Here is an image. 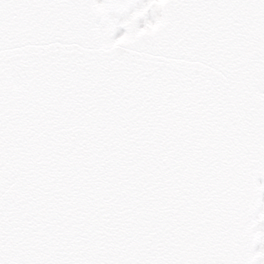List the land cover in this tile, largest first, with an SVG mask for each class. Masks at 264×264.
Here are the masks:
<instances>
[{
	"label": "snow or ice",
	"instance_id": "6c2138e0",
	"mask_svg": "<svg viewBox=\"0 0 264 264\" xmlns=\"http://www.w3.org/2000/svg\"><path fill=\"white\" fill-rule=\"evenodd\" d=\"M264 0H0V264H264Z\"/></svg>",
	"mask_w": 264,
	"mask_h": 264
},
{
	"label": "flooded vegetation",
	"instance_id": "af4514ba",
	"mask_svg": "<svg viewBox=\"0 0 264 264\" xmlns=\"http://www.w3.org/2000/svg\"><path fill=\"white\" fill-rule=\"evenodd\" d=\"M264 208V207H263ZM259 219V215H258V217H257V220ZM263 227H264V223H261L260 225H258V230L259 231H261V233H264V229H263ZM262 236H264V235H262ZM261 236V237H262Z\"/></svg>",
	"mask_w": 264,
	"mask_h": 264
},
{
	"label": "rangeland",
	"instance_id": "374dc122",
	"mask_svg": "<svg viewBox=\"0 0 264 264\" xmlns=\"http://www.w3.org/2000/svg\"><path fill=\"white\" fill-rule=\"evenodd\" d=\"M263 199H264V196H263ZM261 213H264V208H263V206L261 205V207H260V209H259V214L258 215H261ZM263 229H264V227H263ZM263 238H264V236H263ZM264 240V239H263Z\"/></svg>",
	"mask_w": 264,
	"mask_h": 264
},
{
	"label": "water",
	"instance_id": "95a60500",
	"mask_svg": "<svg viewBox=\"0 0 264 264\" xmlns=\"http://www.w3.org/2000/svg\"><path fill=\"white\" fill-rule=\"evenodd\" d=\"M259 181H261V182H264V180H259L258 179V181L257 182H259ZM260 198V197H259ZM259 202V201H258ZM257 206H258V204H257ZM257 206H256V208L254 209V211H253V213H252V219H253V216H254V214H255V212H256V209H257Z\"/></svg>",
	"mask_w": 264,
	"mask_h": 264
}]
</instances>
